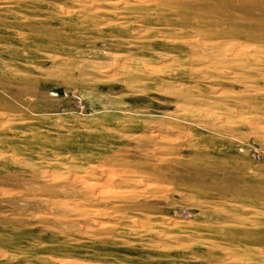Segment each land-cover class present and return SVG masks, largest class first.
<instances>
[{"label": "rangeland", "instance_id": "374dc122", "mask_svg": "<svg viewBox=\"0 0 264 264\" xmlns=\"http://www.w3.org/2000/svg\"><path fill=\"white\" fill-rule=\"evenodd\" d=\"M0 264H264V0H0Z\"/></svg>", "mask_w": 264, "mask_h": 264}]
</instances>
